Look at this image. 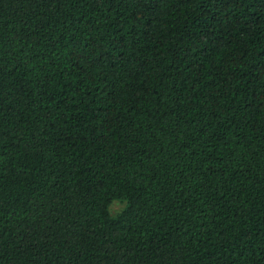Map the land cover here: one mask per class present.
<instances>
[{"label": "trees", "instance_id": "1", "mask_svg": "<svg viewBox=\"0 0 264 264\" xmlns=\"http://www.w3.org/2000/svg\"><path fill=\"white\" fill-rule=\"evenodd\" d=\"M0 264H264V0H0Z\"/></svg>", "mask_w": 264, "mask_h": 264}, {"label": "rangeland", "instance_id": "2", "mask_svg": "<svg viewBox=\"0 0 264 264\" xmlns=\"http://www.w3.org/2000/svg\"><path fill=\"white\" fill-rule=\"evenodd\" d=\"M122 207L123 202H121L120 200H114L109 206V211L111 212V214L116 215Z\"/></svg>", "mask_w": 264, "mask_h": 264}]
</instances>
